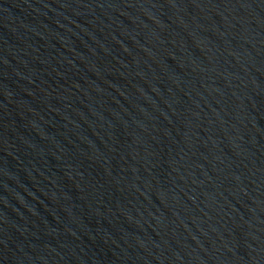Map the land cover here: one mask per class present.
Wrapping results in <instances>:
<instances>
[{"label":"water","instance_id":"95a60500","mask_svg":"<svg viewBox=\"0 0 264 264\" xmlns=\"http://www.w3.org/2000/svg\"><path fill=\"white\" fill-rule=\"evenodd\" d=\"M0 264H264V0H0Z\"/></svg>","mask_w":264,"mask_h":264}]
</instances>
